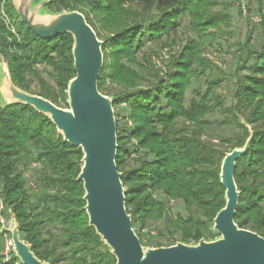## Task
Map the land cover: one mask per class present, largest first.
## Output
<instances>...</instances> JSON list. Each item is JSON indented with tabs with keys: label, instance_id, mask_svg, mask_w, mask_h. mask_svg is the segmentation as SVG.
I'll return each mask as SVG.
<instances>
[{
	"label": "trees",
	"instance_id": "obj_1",
	"mask_svg": "<svg viewBox=\"0 0 264 264\" xmlns=\"http://www.w3.org/2000/svg\"><path fill=\"white\" fill-rule=\"evenodd\" d=\"M1 2L8 22L0 15V56L8 64L12 82L66 107L67 82L75 75L71 35L40 38L19 19L11 0ZM52 3V11L82 12L103 41L97 86L115 97L116 167L122 173L125 208L141 244L196 242L216 235L213 217L225 203L220 163L227 151L243 145L248 137L242 119L253 136L247 152L235 161L233 176L240 194L234 221L264 237V22L259 51L252 48V31H247L244 56L233 72V102L226 105L220 87L227 73L206 53L218 38L231 34L230 5L220 0ZM182 17L188 18L193 36L170 55L166 74L154 72L155 80H149L133 67L138 64L137 52L144 41H160L162 36L161 46L171 47L168 40ZM41 64L50 67L51 82L38 71ZM193 79L196 86L187 99ZM108 83L119 90L112 92ZM121 104L128 107L122 125L115 110ZM216 112L223 115L219 122L208 117ZM230 124L237 130L229 135L214 129ZM81 156V149L64 141L45 115L28 105H0L1 213L15 216L21 238L50 264H115L88 224L82 182L76 180ZM33 163L39 167L29 187L24 167ZM176 200L182 201L185 214L171 212L170 204ZM158 221L166 233L147 229L149 222ZM155 236L154 243L145 242ZM2 245L0 239V264H7Z\"/></svg>",
	"mask_w": 264,
	"mask_h": 264
},
{
	"label": "water",
	"instance_id": "obj_2",
	"mask_svg": "<svg viewBox=\"0 0 264 264\" xmlns=\"http://www.w3.org/2000/svg\"><path fill=\"white\" fill-rule=\"evenodd\" d=\"M11 0L19 19L38 37L59 34L72 37L71 54L75 75L67 82V106L25 91L11 79L8 64L0 56V105H28L54 124L63 140L81 149L76 180L82 182L84 210L88 224L100 236L115 258V264H264V237L237 225L234 215L240 190L233 170L235 161L248 150L253 133L243 145L227 151L220 163L219 180L224 187V205L213 217L210 239L175 241L170 245L144 246L125 208L122 173L116 167L117 135L114 96L99 91L97 79L103 62L99 39L78 10L52 11L49 0ZM45 5V7H44ZM43 6V7H42ZM10 238L14 255L23 264H50L39 258L23 240L19 224L11 213Z\"/></svg>",
	"mask_w": 264,
	"mask_h": 264
},
{
	"label": "rangeland",
	"instance_id": "obj_3",
	"mask_svg": "<svg viewBox=\"0 0 264 264\" xmlns=\"http://www.w3.org/2000/svg\"><path fill=\"white\" fill-rule=\"evenodd\" d=\"M223 5H230L231 8L229 12L232 16V26H231V34L225 35L222 38H218L217 41L207 47L206 55L211 58L213 61L217 62L220 67L227 73V80L221 85L220 91L223 92L225 96V103L229 105L233 102L232 97V89L234 86V75L233 72L236 66L240 63V57L244 56V51L242 48V44L245 40V36L247 34L248 29L250 28L252 31L251 45L252 48L259 51L262 46V27L261 24H255L250 21L248 16H244L243 13L240 15L238 13V8L240 7L241 12L242 4H245L246 8H249V11L252 10L253 13L263 12L264 11V0H261L260 3L258 0H220ZM34 2H42L41 0H34ZM53 3L50 2L49 6H52ZM43 7V6H42ZM45 7V5H44ZM50 10H52L49 7ZM180 26L177 29L175 35H173L168 42H170L171 47H162L161 42L165 40V37L162 36L160 41H144V46L140 51L137 52V60L138 64H134L133 67L138 69L141 74L146 76L149 80L154 81V75L152 73L156 72L160 76H164L168 70L169 58L172 53H174L177 49H179L185 42L187 36H193L192 31L188 26V18L182 17L180 18ZM255 61V59H251L250 62ZM262 62V61H261ZM264 62V61H263ZM37 69L40 74L48 79L47 71H50L49 66H45L43 64L37 65ZM245 72V71H243ZM108 87L112 90V92L118 91L119 88L112 85L107 84ZM196 86V82L193 79L192 86L189 88L187 92V99L193 96L192 88ZM34 87V86H33ZM32 90H36L32 88ZM116 112L118 113V119L120 124L122 125L125 120V115L128 113V107L126 105H117L115 107ZM209 118L215 119L219 122L223 115L219 112L208 115ZM215 131L221 133L223 135H229L234 133L237 128L234 124L230 125H222L216 126ZM131 162V161H129ZM39 164L33 163L24 167V175L27 178V185L29 187H33L32 179L35 174V171L38 169ZM162 197V195H159ZM170 210L173 214L181 213L185 214L186 210L182 201L176 200L170 204ZM2 209L0 210V212ZM2 215L6 217V214L2 212ZM149 226L147 229L151 230H161L163 233H166L164 225L162 222H149ZM5 227H7L5 225ZM4 227L2 228L0 225V239L4 240ZM178 235V234H176ZM154 243L156 241V236L153 238L146 239L145 242ZM3 247V245H2ZM2 251V248H1Z\"/></svg>",
	"mask_w": 264,
	"mask_h": 264
},
{
	"label": "built area",
	"instance_id": "obj_4",
	"mask_svg": "<svg viewBox=\"0 0 264 264\" xmlns=\"http://www.w3.org/2000/svg\"><path fill=\"white\" fill-rule=\"evenodd\" d=\"M49 1L58 2L60 0H49ZM242 10H243L242 12L243 15L245 17L248 16L250 21H252L253 23L260 24L261 22H264V11L253 13L252 11H249L248 8L245 7L244 3L242 4ZM0 15L6 22H8V18L4 12L3 2H1L0 4ZM11 30L14 31L13 28H11ZM2 208H3V205L0 202V210ZM0 225L2 228L4 227V232H3L4 240H3V247L1 251L3 262L7 264H23L20 261V259L14 255V252H13V244L10 238V227H11V213L10 212H8L6 217L2 215V213L0 212ZM5 225L7 227H5Z\"/></svg>",
	"mask_w": 264,
	"mask_h": 264
}]
</instances>
